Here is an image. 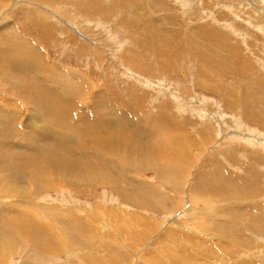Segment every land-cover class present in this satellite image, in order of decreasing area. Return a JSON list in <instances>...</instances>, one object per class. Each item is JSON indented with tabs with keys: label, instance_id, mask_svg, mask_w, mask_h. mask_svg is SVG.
I'll use <instances>...</instances> for the list:
<instances>
[{
	"label": "rangeland",
	"instance_id": "obj_1",
	"mask_svg": "<svg viewBox=\"0 0 264 264\" xmlns=\"http://www.w3.org/2000/svg\"><path fill=\"white\" fill-rule=\"evenodd\" d=\"M63 1L0 0L2 51L11 55L12 49L27 52L36 45L50 61L45 67V75L57 71L66 76L69 71L62 70L64 67L72 73L80 72L88 83L91 82L90 93L103 90L104 96L98 93L97 99L105 98L106 103L112 102L116 108L122 105V113L136 117L134 132L139 137L148 134L146 129L152 133V127L161 136L158 129L162 130V122L176 128V144L183 151L187 150L183 161L185 169L180 177L184 176L186 183L184 188L181 181L177 188L167 184L159 172L153 170L155 159H158L154 153L139 156L135 152L131 158L136 162V169L127 170L128 183L120 182L119 190L123 187V192L129 191L136 198L141 196L140 202L129 203L112 186L106 185L87 186L77 195L65 182L56 183L38 197V201L70 207L79 216L99 218L97 227L106 230L108 227L100 222H106L113 230L118 223L120 228L113 232V240L120 243L117 249L120 247V256L127 264H262L264 228L253 227L257 224L252 226L247 221H259L264 216L253 203L259 197V205H264V0H86L110 7L109 14L95 15H84L87 6L79 8ZM22 59L26 58L10 61L8 67L0 57V106L10 111L8 115L14 116L11 119L18 126L15 128L12 123L9 135H4L5 128L0 127V146L16 145L31 151L26 137L41 136L35 132L37 126L35 129L29 127L28 120L31 114L35 115L30 109L33 107L29 108L30 103L22 104L19 98L17 100L18 96L3 85L4 78L14 80L15 92L24 93L22 101L29 98L24 88L32 83L29 81L31 72L25 67H31V62L24 64ZM35 95L31 89L34 102L46 108L42 102H36ZM79 109L72 113L83 114ZM122 132H126L125 128ZM15 133L18 137L13 139L11 135ZM226 135L227 145H223ZM153 139L149 136L147 140L151 144ZM192 139L194 144H189ZM82 140L80 142L88 151L91 140L86 137ZM77 149L79 153L84 152L83 147ZM18 155L0 147L1 178H6V166ZM28 155L36 156L31 152ZM222 177L231 181L234 187L227 188ZM143 184L166 198L161 200L152 192L147 194ZM227 190L239 191L242 195L238 192L240 198L230 200L214 196ZM30 192L31 196L34 191L30 189ZM238 194L232 197L236 198ZM145 199L150 200L148 205L153 201L154 205L165 209L151 207L154 209L151 210L145 203L141 204ZM11 202V198L0 196L3 206ZM190 209L195 211L188 212ZM100 210L104 216L97 213ZM116 211L122 216L119 219L116 214L113 217L112 212ZM215 212L219 218L211 215ZM189 213L206 214L207 221L198 217L192 220ZM5 214H0L1 225L8 224L4 221ZM240 215L248 220L242 221ZM238 219L246 224L245 227ZM212 220L217 221L216 224H233L235 227L216 231V227L210 225ZM47 221L55 223L56 220L50 216ZM124 222L126 226H123ZM146 223L152 225L153 232L146 231V237L141 238L140 234L136 233V237L132 234L130 242L125 240L127 224L137 225V232ZM262 225L264 227V220ZM51 228L54 232L55 225L51 224ZM22 239L38 241L30 237ZM77 241L80 243L77 242L78 247L71 251L73 255L61 254L58 263L91 264L88 255L93 251L102 264L111 259L106 248L97 249L101 245L100 239L88 241L86 247L85 242ZM134 244L135 248L132 247ZM256 249L261 253L251 255ZM4 255L10 257L6 264H19L25 258L8 252ZM49 258H45L44 263L54 264Z\"/></svg>",
	"mask_w": 264,
	"mask_h": 264
},
{
	"label": "bare ground",
	"instance_id": "obj_2",
	"mask_svg": "<svg viewBox=\"0 0 264 264\" xmlns=\"http://www.w3.org/2000/svg\"><path fill=\"white\" fill-rule=\"evenodd\" d=\"M59 1L62 2L63 0ZM67 1H69L68 3L79 6V8L87 6L88 8H86L87 11L84 15H95V13L103 12V14L110 13V7H107L104 3L103 5H101L98 3H89V1L86 0H64L63 2ZM113 11L114 10H112L111 12ZM28 49L29 51L27 52H18L13 51L12 49V53H14L10 55L6 54L5 51L3 52L0 47L1 61H3V63L8 67L11 66L10 61H16L19 57L26 58L22 59L24 60V64L25 61L28 62V64H30L29 62H31V67H25L29 68L26 70L31 72L29 81L32 82L28 83L30 87L26 86L24 88V90L29 95V98L26 101H22V97L24 96L23 92H15L16 83L14 80L6 81V79L4 78L3 85L5 87H8V90L10 92H13L15 95H17V100L19 98V101H21L22 104L30 103L29 108L33 107L30 109L33 113H35V115L31 114L30 119L28 120L30 123L29 127H31V129L32 127H34L35 129L37 126L36 129L38 130H35V132L37 131V134H41V136H36L35 138L34 136L26 137V139H28L26 140L27 145L32 146L31 151H26L16 145L15 147L12 145L6 147L2 145L0 146L2 147V149H7L8 152L19 153V155L16 158H13L14 160L10 161V164L6 166V169L8 171L6 178L3 179L0 177V196L3 198L9 197L13 200V202L6 204L5 206L0 204L1 215L5 212L6 214L9 213H7V208H9L11 213L8 214L9 216L6 214L3 215L5 218L4 221L8 222V224H0V264H6V260L8 261L7 257H9V255L5 256V252L13 254L14 256H24V260L19 264H46L44 263V260L45 258L47 259L48 256L53 259V261L55 262L54 264H60L58 262H61V254L67 252L69 255H73L72 252L74 251L72 250H75L74 248L78 247L76 243H80V241L77 240H82L83 242H85L84 247H86L88 241L91 242L97 239H100L101 241V245L97 247V249L106 248L108 250L107 252L111 255V259L106 261L107 264H127V261L125 259L122 260L120 256V247H118L117 249V244L120 243H116L117 241L115 240V242L113 240L115 235L113 232H117V229L120 228L118 223L115 224L117 226L113 230V227L106 226V222H100L102 226L104 225V227H108L109 230H106L103 229V227H97L99 218H94L90 215L79 216L76 213V210H72L70 207H65L55 203H42L38 201V197L51 190L56 183L65 182L76 191L77 195L83 192V188H87V186L92 188L98 185H106L109 187L112 186L113 190L118 193L121 198L124 197L127 202L136 203V200H138V203L140 202L141 196H138L136 198V195L133 193H129V191L123 192V187H121V190H119L120 182L127 181V170L129 169L130 172L131 169H136V162L132 160L131 156L134 155L135 152L139 154V156L145 153H148V156H150L154 153L153 155H155L158 159H155L156 162L154 161L155 163L153 164V170L156 169L163 180L172 187L177 188L179 186V182L181 181V185L184 188L186 178L184 176L183 178L180 177L182 174V170L185 169V164L183 163V161L187 155V150L185 149L183 151L180 148L181 146L176 144L177 139L176 136H174L176 134V128L170 125L166 126L165 124H163V122L161 123V127L162 130H165L162 131L158 129V132L162 134L161 136H159V134L156 133L157 130L152 127V133L150 132V130L146 129V131H149L150 133L148 132L145 137L142 135L139 137L137 133L134 132V130L136 131V117H131L127 115L128 113H122V109H124L122 105H120L119 108L118 106L116 108L115 104L111 105L112 102H110V104L106 103L105 98L97 99V97L99 96L98 93L103 95L104 92H101L103 90H99L95 93H90V90L88 88L91 86V82L88 83V80H86L85 77L78 71L76 73H72L70 72L71 70L69 68L64 67L62 70L69 71V74H67L66 76L63 75V72L59 73L57 71H53L50 75H45V67L50 64L48 57L44 53H42L36 45H33V47H30ZM19 71L23 72L21 70ZM41 74H43V76ZM41 81H44V84H42ZM11 85L14 87H11ZM31 89H34V91L36 92V95L34 96L36 102H42L46 105V108H44L40 103L34 102V99H32L30 96ZM91 95L93 96L91 97ZM109 96L112 95H108V97ZM85 104L87 106L83 108L82 106ZM105 105L107 109L105 108ZM79 107L82 111L81 113L83 114L77 115L72 113L75 109L78 110ZM112 107L115 110L114 112H112ZM0 111L3 112H0V127L5 128L4 135H9V131L12 130V123H14V125L16 124L13 121L14 119H11L14 118V116L10 117V114L8 115V112L10 111L4 109V107L1 108L0 106ZM260 122L262 123V121ZM15 128H18V126L15 125ZM124 128L126 132L123 134L122 131ZM102 132H104L105 134H102ZM17 134L15 133L11 135V137L14 139L18 137ZM149 136L154 137L151 144L147 140ZM203 136L204 135L202 134V137ZM85 137L88 140H91V142L88 144V151L86 150L87 148L84 146V144H82L83 142H80V140H82V138L85 139ZM241 137L245 138L243 134H241ZM19 139H21V136H19ZM145 139L147 140L146 142ZM179 139L180 138H178V140ZM227 140L228 137L226 135L225 140L222 141L223 145H227ZM194 142L195 141L193 139L189 140V144H194ZM80 146L83 147V153H79L77 151V147L82 148ZM30 152L36 154V156L28 155ZM180 160L182 162H180ZM139 161L141 162L140 159ZM121 163L122 165H119ZM14 166H17L18 168H12ZM223 179L224 178L222 177L221 180ZM228 181L224 179L225 186L227 188L234 187L230 183L231 181ZM143 185L147 194L152 192L153 196L158 195V198H160L161 200L163 199L162 197L164 196L159 191H154L152 188L147 186V184ZM30 189L34 191V193L32 194L34 198L32 197V195L30 196ZM238 192L235 190H227L222 194L215 193L214 196L218 199L223 200L238 199L240 198V195H242L241 192H239L241 193L240 195L238 194ZM234 194H238L236 195V198L235 196L232 197ZM248 197H255V195H248ZM255 200L258 201L253 202L256 203L254 207L260 208L262 212L261 214L264 215V205H259V197H256ZM149 201L150 200L145 199L143 202H141V204L145 203L146 205H148ZM152 202L153 201H151V205H148L149 208L154 207L155 210L165 209H161V205L156 206ZM193 202L196 203L198 202V200H193ZM151 210L154 209L151 208ZM194 211L195 210L190 209L188 212ZM97 213L100 216H104V213L101 210L97 211ZM116 213L117 211L112 212L113 217H115ZM205 215H195V213H189L188 216H190L192 220L197 219V217L198 219L204 218L206 220ZM211 215H214V218H219V216L216 215V212ZM50 216H54L56 224L54 222L50 223L47 221L48 217ZM107 216L109 217V215ZM242 216L243 215H240L242 221L248 220ZM116 217L117 219H119L122 216L116 214ZM261 219L259 221L251 219L247 222H250L249 225L251 224L252 226L254 224H257V226L254 225L253 227L262 229L264 227L263 225L260 226V224L264 219ZM89 221L91 223H89ZM104 221H106L105 218ZM112 221H114V219ZM216 222L213 220L210 222V225L216 227L214 228L216 231L225 229L230 230L235 227L233 226V224L227 225V227L221 225L220 223L216 224ZM238 223L242 224V226L244 225V227L246 225L244 222H241L240 219H238ZM51 224L55 225L54 232L51 228ZM123 224H125L123 226H126V222H124ZM127 225L129 226V229L127 228L128 232L125 234V236L127 235L125 240H128L129 242L131 240L132 234L134 235L133 237H136V233L138 235L140 234L139 237L141 238L143 236L146 237L145 234L152 231V225H147V223L143 224L141 226V229L139 231L137 230V232V225ZM70 229L73 231H71ZM15 231L18 232V234H16ZM64 231L66 233H64ZM66 234H72L71 236H69L70 239ZM22 237H30L37 239L38 241L26 242L27 239H25L24 241ZM132 239L134 241L136 240V238ZM71 241H74V244ZM141 241L143 242V240ZM135 246L136 244L132 245V247L134 248ZM245 251L247 253L251 252L248 250ZM94 252L95 251L88 255L90 256L88 261L91 264H102L98 259H96ZM254 252L261 253L259 249H256V251H253L250 254L253 255ZM140 257L142 258L144 257V255H141ZM258 257L263 258L262 255H258ZM262 264H264V262Z\"/></svg>",
	"mask_w": 264,
	"mask_h": 264
}]
</instances>
